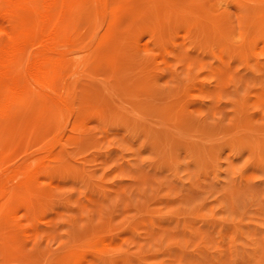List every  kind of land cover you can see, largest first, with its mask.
Wrapping results in <instances>:
<instances>
[{"label": "rangeland", "instance_id": "374dc122", "mask_svg": "<svg viewBox=\"0 0 264 264\" xmlns=\"http://www.w3.org/2000/svg\"><path fill=\"white\" fill-rule=\"evenodd\" d=\"M263 20L264 0L76 9L56 113L30 82L0 122V264H264Z\"/></svg>", "mask_w": 264, "mask_h": 264}, {"label": "bare ground", "instance_id": "6f19581e", "mask_svg": "<svg viewBox=\"0 0 264 264\" xmlns=\"http://www.w3.org/2000/svg\"><path fill=\"white\" fill-rule=\"evenodd\" d=\"M103 3L104 0H0V20L8 23V29L0 28V122L22 113L30 99V82L42 89L40 95L47 111H56V102L62 101L56 86L66 63L61 48L67 43L66 30L73 12L86 4L101 7ZM27 56L29 64L24 66L22 61Z\"/></svg>", "mask_w": 264, "mask_h": 264}]
</instances>
